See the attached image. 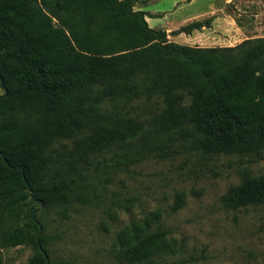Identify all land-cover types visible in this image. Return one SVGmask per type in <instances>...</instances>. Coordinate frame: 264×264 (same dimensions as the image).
<instances>
[{
	"label": "trees",
	"instance_id": "1",
	"mask_svg": "<svg viewBox=\"0 0 264 264\" xmlns=\"http://www.w3.org/2000/svg\"><path fill=\"white\" fill-rule=\"evenodd\" d=\"M135 2L0 0V240L32 246L26 264H73L50 257L35 211L66 216L88 201L83 183L106 154L111 169L180 148L264 159V37L180 44ZM221 202L264 205V174L242 169ZM160 218L157 208L122 227L118 257L165 264L175 247Z\"/></svg>",
	"mask_w": 264,
	"mask_h": 264
},
{
	"label": "rangeland",
	"instance_id": "2",
	"mask_svg": "<svg viewBox=\"0 0 264 264\" xmlns=\"http://www.w3.org/2000/svg\"><path fill=\"white\" fill-rule=\"evenodd\" d=\"M138 1L159 18L174 0ZM178 5L172 17L185 22L166 31L170 41L214 47L264 37V0H180ZM157 21L159 26L162 20ZM194 21L204 25L178 30ZM175 147L177 142L170 148ZM111 155H104V163L83 183L88 201L70 203L66 216L58 208L35 211L51 258L73 264H128L118 257L117 232L159 208L161 218L154 227L165 230L175 247L164 256L165 264H264V205L231 209L221 202L240 181L242 169L264 174V159L243 162L234 155L180 148L162 158L111 169L105 165L112 162ZM180 194L183 203L172 210ZM32 252L30 245L3 246L0 240V264H26Z\"/></svg>",
	"mask_w": 264,
	"mask_h": 264
},
{
	"label": "crops",
	"instance_id": "3",
	"mask_svg": "<svg viewBox=\"0 0 264 264\" xmlns=\"http://www.w3.org/2000/svg\"><path fill=\"white\" fill-rule=\"evenodd\" d=\"M192 0H190L191 2ZM180 2V0H174L171 3V6L169 7V10L166 11V13L163 12L162 17H155L157 16V12L155 10H147L145 8H142L138 3L139 1L136 0L135 2V6L134 8L137 10H142L144 12H146L147 14L145 15V19L147 21V23L149 24V26L151 27H156V28H163L165 31H169V30H173L176 29L177 26H179L180 24H183V22H185L183 19H180V17H172V13L173 10L176 8H180V6L178 5ZM173 9V10H172ZM156 20V21H155ZM157 20H162V22L160 24H158L159 26H156L157 23H159L160 21Z\"/></svg>",
	"mask_w": 264,
	"mask_h": 264
}]
</instances>
